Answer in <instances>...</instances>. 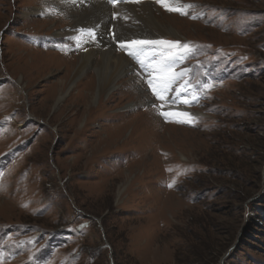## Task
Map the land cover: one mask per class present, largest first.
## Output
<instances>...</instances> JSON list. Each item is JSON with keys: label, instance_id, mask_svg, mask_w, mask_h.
<instances>
[{"label": "rangeland", "instance_id": "obj_1", "mask_svg": "<svg viewBox=\"0 0 264 264\" xmlns=\"http://www.w3.org/2000/svg\"><path fill=\"white\" fill-rule=\"evenodd\" d=\"M48 1L0 0V264H264V0H103L94 37ZM143 2L179 45L119 47ZM107 39L133 76L87 103Z\"/></svg>", "mask_w": 264, "mask_h": 264}, {"label": "bare ground", "instance_id": "obj_2", "mask_svg": "<svg viewBox=\"0 0 264 264\" xmlns=\"http://www.w3.org/2000/svg\"><path fill=\"white\" fill-rule=\"evenodd\" d=\"M60 1L61 0H50L48 2H52V4H55L57 2L55 5L61 8L63 13H65V15H68L70 17L71 19L70 26L77 32L81 31V29L82 30L84 29V31L87 32L90 36H93L94 35L93 26L95 27L97 23L106 22V20H110V12L112 10L104 2H101L100 0H80L81 2L85 3L83 5L79 4L81 8H79L76 5L74 7L70 5L69 8H65L62 6V3L60 4ZM67 1L68 3H72V4L73 1L77 2L76 0H67ZM153 4L151 2L150 3L146 2L142 4L141 12H137L135 6L129 7V10H131V12L134 13L135 19L141 21V25L132 27L129 24H124V21H119L116 23L117 34L115 35H117V37H119L122 40H129V41L131 40L161 41V38H163V35L165 34H173L175 36H179L175 28L171 26H167L165 25V23H162L161 18L157 16L154 12V9L158 11L159 8H156ZM124 6H126V4H119L115 11L120 12ZM67 32L66 31L57 32V35H63ZM135 35H140V36H136L137 38H135ZM102 45H103L102 47L100 46L93 47L87 50L83 55L80 56L79 63L77 64L76 67H74V72L72 76L74 79L80 77L81 75L82 76L86 75L88 73L87 72L88 69L90 68L92 69L91 74L88 73L89 76H88L87 85L84 87V89H82V91L86 93L84 94L85 97L82 94L83 96H81V98L82 100H86L87 103L90 101L88 100V98H93L94 100L95 98L104 95H108V96L112 95L114 93V90L118 87L117 85L121 77H123L125 74L132 75L130 72L131 71L133 72V69L135 67V65L129 62L126 59V57H124L123 55H117L114 53L115 52L114 43H109V40L107 39L106 43H102ZM162 75L165 76V73H163ZM62 90L63 89L60 88L58 93L59 95H61V97L63 96ZM183 111L189 112V109L188 110L183 109ZM177 129H181V128H177Z\"/></svg>", "mask_w": 264, "mask_h": 264}, {"label": "snow or ice", "instance_id": "obj_3", "mask_svg": "<svg viewBox=\"0 0 264 264\" xmlns=\"http://www.w3.org/2000/svg\"><path fill=\"white\" fill-rule=\"evenodd\" d=\"M119 2V0H110V3H112L113 5H116ZM138 2V0H137ZM156 2L158 4H160L161 6H163L167 11H177L180 12L181 14H185L183 12H181V10L179 8H173L171 6V0H156ZM114 18H116V14H114ZM192 18H197V17H192ZM113 39L119 44V47L124 50L127 54L129 55H133V51H130V49H134V48H139L140 46L146 45V44H156V43H164V44H177L179 45L180 42L179 41H142V40H122L119 37L115 36V34H113ZM176 77L173 75L171 76L169 79L166 80H162L159 85L157 86H153V81L149 80L148 84L149 86L152 88L153 93L158 97L163 99V97L161 96L162 93H165L169 90V86L170 84L173 82V80H175ZM172 103L175 104L176 100L172 99ZM184 103H189V101L187 99L184 100ZM161 115L165 117V119H169V114L165 113V112H161ZM180 115L185 116V117H192V114L190 113H181ZM176 122H182V123H190L191 120L187 119V120H180V121H176ZM171 186V185H170Z\"/></svg>", "mask_w": 264, "mask_h": 264}, {"label": "trees", "instance_id": "obj_4", "mask_svg": "<svg viewBox=\"0 0 264 264\" xmlns=\"http://www.w3.org/2000/svg\"><path fill=\"white\" fill-rule=\"evenodd\" d=\"M214 87H215V85H217V84H219L220 85V83H219V81L217 80V81H214V82H210Z\"/></svg>", "mask_w": 264, "mask_h": 264}]
</instances>
